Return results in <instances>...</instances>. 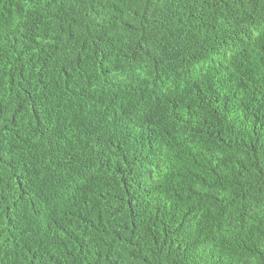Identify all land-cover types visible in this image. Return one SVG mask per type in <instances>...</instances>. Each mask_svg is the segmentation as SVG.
I'll return each mask as SVG.
<instances>
[{
	"label": "trees",
	"instance_id": "obj_1",
	"mask_svg": "<svg viewBox=\"0 0 264 264\" xmlns=\"http://www.w3.org/2000/svg\"><path fill=\"white\" fill-rule=\"evenodd\" d=\"M0 264H264V0H0Z\"/></svg>",
	"mask_w": 264,
	"mask_h": 264
}]
</instances>
